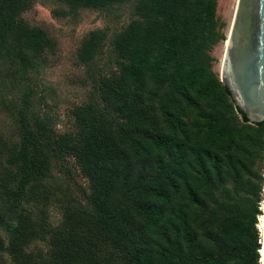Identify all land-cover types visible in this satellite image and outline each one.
<instances>
[{"label":"trees","instance_id":"trees-1","mask_svg":"<svg viewBox=\"0 0 264 264\" xmlns=\"http://www.w3.org/2000/svg\"><path fill=\"white\" fill-rule=\"evenodd\" d=\"M56 1L62 17L133 1L136 17L85 36L80 62L110 45L117 67L94 83L100 102L73 110L76 131L57 134L27 84L56 43L21 17L31 0H0V109L13 124L0 128V261L261 264L264 122L241 121L214 70L218 0ZM64 157L87 179L81 198Z\"/></svg>","mask_w":264,"mask_h":264},{"label":"rangeland","instance_id":"rangeland-1","mask_svg":"<svg viewBox=\"0 0 264 264\" xmlns=\"http://www.w3.org/2000/svg\"><path fill=\"white\" fill-rule=\"evenodd\" d=\"M235 3L236 0H218L217 3L216 15L224 23L225 36L233 16ZM61 8L63 5L56 0H31L30 8L21 14V17L30 25L44 29L56 43L54 51L47 52L43 61L28 72L27 84L41 100L42 104L36 106L37 111L50 117L57 134L76 131L73 110L92 96L90 94L94 83L101 75L117 67L115 58L110 53V45H107L90 65L80 62L77 57L78 50L85 36L97 29L105 30L110 36L136 17L133 1L100 10L81 9L75 16L67 17L54 14L55 10ZM223 50L224 41H221L212 51L217 60L214 65L217 73L220 70ZM8 96H10L9 93ZM92 97L99 100L98 94ZM12 127L11 117L0 109V128L10 131ZM56 163L57 167L61 164L71 169L72 179L65 178V180L73 188L74 194L81 198L80 189L86 188L87 179L80 172L75 160L72 157H64L62 160L58 159ZM262 166L261 173L264 176V163ZM56 175L63 179L60 173L57 172ZM262 197L264 198V191ZM263 202V200L260 202V208ZM50 213L52 221L56 223L59 219L58 211L51 209ZM36 247L38 245L33 246V248ZM5 263L8 264L9 260L6 259ZM5 263L0 261V264Z\"/></svg>","mask_w":264,"mask_h":264},{"label":"water","instance_id":"water-1","mask_svg":"<svg viewBox=\"0 0 264 264\" xmlns=\"http://www.w3.org/2000/svg\"><path fill=\"white\" fill-rule=\"evenodd\" d=\"M219 76L241 121L257 126L263 123L264 0H236L224 41ZM262 212L264 214V209ZM260 263L264 264V229Z\"/></svg>","mask_w":264,"mask_h":264},{"label":"bare ground","instance_id":"bare-ground-1","mask_svg":"<svg viewBox=\"0 0 264 264\" xmlns=\"http://www.w3.org/2000/svg\"><path fill=\"white\" fill-rule=\"evenodd\" d=\"M262 209H264V202L262 204ZM259 227H260V231L261 234H263V229H264V214L262 212V214L260 215V223H259Z\"/></svg>","mask_w":264,"mask_h":264}]
</instances>
